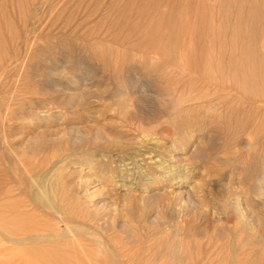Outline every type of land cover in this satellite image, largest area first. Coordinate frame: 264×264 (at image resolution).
<instances>
[{
	"label": "rangeland",
	"instance_id": "374dc122",
	"mask_svg": "<svg viewBox=\"0 0 264 264\" xmlns=\"http://www.w3.org/2000/svg\"><path fill=\"white\" fill-rule=\"evenodd\" d=\"M40 1L0 43V194L108 264H264V146L198 110L238 90L185 64L158 82L106 67L83 45L123 49L112 0Z\"/></svg>",
	"mask_w": 264,
	"mask_h": 264
},
{
	"label": "bare ground",
	"instance_id": "6f19581e",
	"mask_svg": "<svg viewBox=\"0 0 264 264\" xmlns=\"http://www.w3.org/2000/svg\"><path fill=\"white\" fill-rule=\"evenodd\" d=\"M31 1L0 0V43L6 39L4 29L14 31L13 11ZM116 3L112 0L108 7L116 10L119 27L112 44L123 49L101 50L104 41H88L83 45L88 58L106 67L134 64L130 68L137 74L157 82L166 77L168 67L179 64L207 78L215 71L238 94H221L211 101L203 96L206 103L201 102L198 110L221 117L227 130L242 126L248 143L264 146V0H126L119 8ZM126 51H133L131 57ZM136 53L141 54V63L135 62ZM234 114L243 116L242 122H233ZM33 219L34 213L20 209L9 190L0 194V264H108L78 239L55 234L63 239L52 240L48 222L41 220L45 229L38 223L34 228Z\"/></svg>",
	"mask_w": 264,
	"mask_h": 264
}]
</instances>
